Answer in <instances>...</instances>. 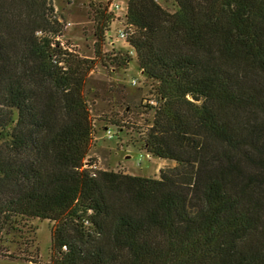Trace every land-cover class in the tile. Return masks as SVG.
<instances>
[{
    "label": "trees",
    "instance_id": "obj_1",
    "mask_svg": "<svg viewBox=\"0 0 264 264\" xmlns=\"http://www.w3.org/2000/svg\"><path fill=\"white\" fill-rule=\"evenodd\" d=\"M173 2L127 0L157 100L141 145L176 162L150 178L84 167L96 59L49 35L50 0H0V235L52 220V264H264V0ZM95 19L96 56L127 65Z\"/></svg>",
    "mask_w": 264,
    "mask_h": 264
},
{
    "label": "rangeland",
    "instance_id": "obj_2",
    "mask_svg": "<svg viewBox=\"0 0 264 264\" xmlns=\"http://www.w3.org/2000/svg\"><path fill=\"white\" fill-rule=\"evenodd\" d=\"M50 1L53 13L61 24L56 33L49 32V35L59 41L63 49L96 59L87 83L93 135L84 167H88L89 162H95L96 170L158 178L161 169L173 166L176 162L154 156L141 145V137L151 125L154 114V108L150 105L154 106L156 99L154 88L142 74L136 55L132 54V60L123 67H117L109 59L103 61L96 56L95 9L99 0ZM120 2L125 8L124 0ZM164 2L165 7L174 9L173 0ZM123 23L121 19L110 23L109 32L102 44V53L105 55L113 51L129 50V44L115 36L116 29ZM131 78L136 79V84L130 83ZM114 90H122L125 98L119 101V94ZM94 91H97V97L93 95ZM151 100L154 103L151 104ZM107 127L114 133L111 138L105 134ZM52 224V220L31 217L18 230L4 231L0 235V251L5 255H0V264H52Z\"/></svg>",
    "mask_w": 264,
    "mask_h": 264
},
{
    "label": "built area",
    "instance_id": "obj_3",
    "mask_svg": "<svg viewBox=\"0 0 264 264\" xmlns=\"http://www.w3.org/2000/svg\"><path fill=\"white\" fill-rule=\"evenodd\" d=\"M100 2H102L106 7H107V11L110 12L112 14V20H123V25L121 27H118L115 31V36L117 39L122 40L124 42H127V39L129 37V35L132 33L133 29L130 25H128L125 21V16H126V11H127V3L125 4L126 7L124 8L122 6V3L120 2V0H99ZM109 32V29L106 30L105 35H107ZM37 34H41L40 31H37ZM128 54L132 55L135 54V51L132 47L129 48L128 50ZM136 55V54H135ZM136 79L135 78H131L130 79V83L132 85L136 84ZM151 104L154 103L153 100L150 101ZM155 105L157 104V100H155ZM154 105V106H155ZM105 134L107 137L111 138L114 133L112 131V129L110 127H107L105 129ZM88 163V162H87ZM86 166V165H85ZM89 169L92 170L93 174L94 171L97 169V166L95 164V162H89ZM88 222L85 221V224H87Z\"/></svg>",
    "mask_w": 264,
    "mask_h": 264
},
{
    "label": "crops",
    "instance_id": "obj_4",
    "mask_svg": "<svg viewBox=\"0 0 264 264\" xmlns=\"http://www.w3.org/2000/svg\"><path fill=\"white\" fill-rule=\"evenodd\" d=\"M164 1L166 0H157V2H159L160 4L164 5ZM124 3L126 4L127 3V0H124ZM115 20H113L111 23L113 24Z\"/></svg>",
    "mask_w": 264,
    "mask_h": 264
}]
</instances>
